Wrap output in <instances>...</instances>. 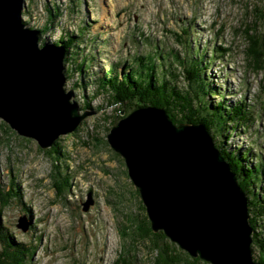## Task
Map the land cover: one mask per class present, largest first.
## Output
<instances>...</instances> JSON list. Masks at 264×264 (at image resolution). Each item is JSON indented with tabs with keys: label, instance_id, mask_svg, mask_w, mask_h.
Wrapping results in <instances>:
<instances>
[{
	"label": "rangeland",
	"instance_id": "374dc122",
	"mask_svg": "<svg viewBox=\"0 0 264 264\" xmlns=\"http://www.w3.org/2000/svg\"><path fill=\"white\" fill-rule=\"evenodd\" d=\"M254 2L24 0L22 19L35 29L44 25L49 9L58 8L39 43L51 44L60 32L75 36L68 46L69 61L64 60L70 74L64 87L71 90L79 112L89 110L75 129L55 139L61 152L56 163L69 183L65 200L56 194L51 179L56 158L47 152L50 146L41 148L34 137L12 128L7 132L0 125V182L8 186L14 176L22 195L21 202L16 197L3 209L1 220L16 240L35 247L25 264H150L154 255L147 247L150 241L136 238L135 228L129 227V217L141 219L145 210L123 158L106 139L110 122L125 113L116 111L119 105L113 104L108 91L96 92L98 76L137 66L138 55L155 57L158 66L164 63L162 71L174 68L181 75L175 56L200 62L211 91L205 103L213 106L223 97L226 105L242 99L249 107L247 123L226 121L224 134L230 136L223 139L225 145L248 150L253 164L257 159L264 163L263 73L247 70L246 43L240 32ZM27 6L29 13H24ZM260 32L264 35V27ZM178 79L177 84L185 86ZM84 99L89 109H81ZM27 214L31 223L23 231L17 224ZM253 249L256 257L257 248Z\"/></svg>",
	"mask_w": 264,
	"mask_h": 264
},
{
	"label": "water",
	"instance_id": "95a60500",
	"mask_svg": "<svg viewBox=\"0 0 264 264\" xmlns=\"http://www.w3.org/2000/svg\"><path fill=\"white\" fill-rule=\"evenodd\" d=\"M23 3L0 0V119L46 148L89 110L79 112L64 87V46L40 45L38 29L22 19ZM106 139L123 158L153 232L210 264H260L252 258L247 197L204 125H175L164 109L141 106L114 119ZM196 150L206 155L203 166L193 163ZM17 226L28 229L26 216Z\"/></svg>",
	"mask_w": 264,
	"mask_h": 264
},
{
	"label": "trees",
	"instance_id": "16d2710c",
	"mask_svg": "<svg viewBox=\"0 0 264 264\" xmlns=\"http://www.w3.org/2000/svg\"><path fill=\"white\" fill-rule=\"evenodd\" d=\"M57 11L58 8H55V12H51L49 9L50 16L47 17L44 25L38 29L40 39L57 16ZM24 13H29L28 6ZM248 14V19L246 17L240 23V28L243 26V30L240 31L241 36L246 43L244 60L247 63L248 71L254 74L263 73L260 90L264 92V35L260 32V27H264V0H255ZM80 30L83 31V27ZM182 33L186 34L185 30ZM73 38L75 36L60 32L58 38L52 42L54 45L61 44L64 46V60L67 62L69 61V56H67L69 54L68 46ZM43 43L41 40L40 45ZM216 48L219 49L220 47ZM158 55L161 58V54L158 53ZM174 58V61L181 67L183 75L175 71L174 68L173 70L162 71L164 63L160 62V66H158L155 57L145 58L138 55L135 57L137 66L122 69V72L112 70L111 73L98 76L96 79V92L100 90L108 91L113 104L119 105L116 111L124 110L125 114L123 115L136 107L155 106L164 109L175 125L179 123L204 125L213 140L214 146L230 164L239 186L247 197L249 222L253 228L252 258L254 262L264 264V226L262 224L264 223V183H262L264 181V163L261 159H257L253 164L251 161L253 158L249 156L248 150L242 151L241 148L230 150L224 142L230 136V132H228V135L224 134L227 130L226 121H235L238 125L242 122L247 123L251 116L248 113L249 107L242 99L237 103L226 105L222 100L223 97L213 106L208 105L205 103L204 97L210 94L211 91L208 90V84L204 81L205 75L201 63L194 61V58H191L190 62H186L180 59L178 55ZM72 60L74 63L76 62L74 58ZM82 60L77 63L76 67L79 69L82 66ZM68 70L65 69L66 79L70 75ZM179 77L186 82L185 86L182 87L177 84ZM84 100L86 102L81 109H89V101ZM110 123L112 125L113 120ZM0 125L6 131L10 130L9 125L3 120L0 121ZM10 132L13 131L10 130ZM219 135L222 138L221 140L218 138ZM216 138H218L217 141H215ZM57 145L58 142L54 140L47 152L51 156L54 154V158H56L54 159L55 164L53 165L51 179L56 188V194L62 196L65 200L64 193L68 190L69 183L66 181L64 171L62 172L56 163L57 155L61 154L60 147ZM254 159H256V156ZM13 177L10 178L8 186L0 182V264H25L26 260L31 258L35 251L34 246L16 240L13 233L9 232L8 227L1 220L3 209L8 206L12 199L17 197V200L21 202L22 195H20L19 187L15 184V178ZM135 191L138 193L137 189ZM138 201L141 203V209L145 210L141 200ZM30 218L31 215L27 214V219ZM28 222L30 226V220ZM129 223V227L135 228L133 233H135L136 238L150 241L147 247L151 254L154 253L151 256L150 264H210L199 257L190 256L185 250L180 249L175 242L170 241L162 231L153 232L146 212L141 219L129 217ZM121 233L127 234L126 231ZM254 247L258 251L256 257L253 255ZM123 264H128V262Z\"/></svg>",
	"mask_w": 264,
	"mask_h": 264
},
{
	"label": "bare ground",
	"instance_id": "6f19581e",
	"mask_svg": "<svg viewBox=\"0 0 264 264\" xmlns=\"http://www.w3.org/2000/svg\"><path fill=\"white\" fill-rule=\"evenodd\" d=\"M202 145V144H201ZM204 148V147H203ZM196 154H197V158L196 159H194V161H193V163L195 164V165H197L198 167H200V166H203V164L200 162L201 160H203V158L206 156L205 154H203L201 151H197L196 150ZM213 162V161H212ZM206 164H208V161L206 162ZM204 168V167H203ZM202 169V168H201Z\"/></svg>",
	"mask_w": 264,
	"mask_h": 264
}]
</instances>
